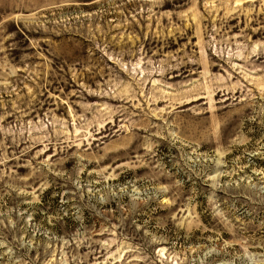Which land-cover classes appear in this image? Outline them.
Returning a JSON list of instances; mask_svg holds the SVG:
<instances>
[{
  "label": "rangeland",
  "instance_id": "374dc122",
  "mask_svg": "<svg viewBox=\"0 0 264 264\" xmlns=\"http://www.w3.org/2000/svg\"><path fill=\"white\" fill-rule=\"evenodd\" d=\"M0 264H264V0H0Z\"/></svg>",
  "mask_w": 264,
  "mask_h": 264
}]
</instances>
